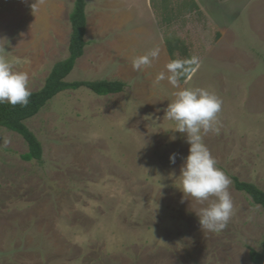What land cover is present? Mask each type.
<instances>
[{
	"label": "rangeland",
	"instance_id": "rangeland-1",
	"mask_svg": "<svg viewBox=\"0 0 264 264\" xmlns=\"http://www.w3.org/2000/svg\"><path fill=\"white\" fill-rule=\"evenodd\" d=\"M85 1L87 45L66 81L125 87L108 96L61 92L26 121L42 147L39 162L23 161L27 143L0 127V264H252L263 209L232 182L236 211L227 228L202 229V206L181 190L187 134L165 118L179 89L154 82L171 61L167 40L182 43L186 56L177 59L199 57L202 66L181 88L223 100L219 134L204 143L231 181L264 191V0L241 12L235 46L184 8L187 0ZM36 2L0 0V38L32 92L68 55L74 0L33 10ZM157 47L152 67L133 69L136 56Z\"/></svg>",
	"mask_w": 264,
	"mask_h": 264
},
{
	"label": "clouds",
	"instance_id": "clouds-1",
	"mask_svg": "<svg viewBox=\"0 0 264 264\" xmlns=\"http://www.w3.org/2000/svg\"><path fill=\"white\" fill-rule=\"evenodd\" d=\"M45 3L46 0H37L32 8L36 10ZM8 43L7 38H0V104L27 107L32 95L30 76L25 71L16 70V63L8 59L5 50ZM160 51L157 47L147 54L136 56L132 60L133 69L140 71L152 67L153 61L159 59ZM201 66L202 61L197 56L171 60L166 65V71L156 76L154 83L159 85L167 80L173 88L179 89L166 109L165 118L176 123L175 131L187 134L190 144V154L180 175L181 190L202 206L197 213L202 229L220 233L227 228L236 211L230 192L232 181L217 167L218 162L204 143V137L209 133L219 134L223 100L206 89H182L180 84L181 78L194 75ZM10 143V139L5 140L6 145ZM176 155L174 153L170 157L173 164Z\"/></svg>",
	"mask_w": 264,
	"mask_h": 264
},
{
	"label": "trees",
	"instance_id": "trees-1",
	"mask_svg": "<svg viewBox=\"0 0 264 264\" xmlns=\"http://www.w3.org/2000/svg\"><path fill=\"white\" fill-rule=\"evenodd\" d=\"M85 8V0H74L73 9L69 15L71 33L68 55L53 65L43 87L32 92L29 105L13 107L11 104H0V127L20 135L27 143L28 152L21 156L25 162H39L42 158L41 144L26 126V121L36 116L59 93L84 87L97 96H108L121 93L125 87V84L119 81H66L87 45L84 39L86 33ZM165 45L171 60L177 59L175 54H179L180 57L186 56L180 40H174V44L167 40ZM187 79L188 77L181 78L180 84H184ZM232 182L237 191L245 193L254 205L260 206L264 211V191L253 184L241 182L235 177H232ZM249 259L252 264H264V237L260 251L249 249Z\"/></svg>",
	"mask_w": 264,
	"mask_h": 264
},
{
	"label": "crops",
	"instance_id": "crops-1",
	"mask_svg": "<svg viewBox=\"0 0 264 264\" xmlns=\"http://www.w3.org/2000/svg\"><path fill=\"white\" fill-rule=\"evenodd\" d=\"M249 2L251 0H187L184 8L202 14L207 25L212 26L217 34H221V39L225 40V44L231 41L230 44L235 46L234 41L239 38L238 32H235V26L241 12L249 7Z\"/></svg>",
	"mask_w": 264,
	"mask_h": 264
}]
</instances>
